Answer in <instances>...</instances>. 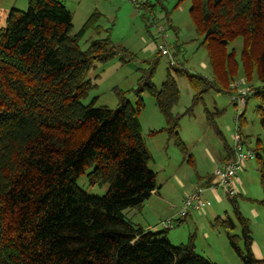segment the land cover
Returning a JSON list of instances; mask_svg holds the SVG:
<instances>
[{
	"label": "trees",
	"instance_id": "obj_1",
	"mask_svg": "<svg viewBox=\"0 0 264 264\" xmlns=\"http://www.w3.org/2000/svg\"><path fill=\"white\" fill-rule=\"evenodd\" d=\"M190 1L213 78L192 74L178 61L177 66L170 63L167 80L157 89L152 84L155 62L140 77L136 104L117 90L116 109L82 103L94 87L88 76L96 63L114 58L126 63L132 56L109 37L81 48L89 30L104 32L98 13L74 33L73 14L61 1L29 0L26 12L10 11L7 26L0 28V264H215L195 252L193 236L175 246L168 230H145L126 217L159 189L139 122L145 91L166 121L161 132L186 151L178 131L181 117L173 114L179 101L175 77L189 80L196 105L212 89L232 91L241 74L252 91L246 106L251 97L257 99L255 111L264 130V0ZM142 7L149 13L155 8L149 2ZM238 39L243 42L239 59L235 49L229 51ZM225 150L227 164L234 151ZM253 150L264 192V147L258 141ZM84 175L91 186H107L106 194L89 195L79 188ZM238 197L229 200L241 237L231 233L236 226L228 215L215 225L225 230L243 264H264L253 252Z\"/></svg>",
	"mask_w": 264,
	"mask_h": 264
},
{
	"label": "rangeland",
	"instance_id": "obj_2",
	"mask_svg": "<svg viewBox=\"0 0 264 264\" xmlns=\"http://www.w3.org/2000/svg\"><path fill=\"white\" fill-rule=\"evenodd\" d=\"M28 1L0 0V28L7 26V17L11 10L26 12ZM57 1H61L73 14L74 33H77L92 15L98 13L97 25L104 32L97 34L95 30H89L80 43L83 50L87 48L90 40L109 37L114 46L126 49L128 54L132 55L128 56L130 58H127L126 63L120 58H114L95 64L88 76L94 87L90 90L88 98L82 101L85 105L94 101L95 107L116 109V91L119 90L126 93L127 99L134 106L137 102L136 90L140 77L144 71L153 68L155 62L157 65L153 71L152 84L157 89L167 80L172 61L175 62L174 66H177L179 61L192 74L213 78L215 70L210 65L207 50L202 46L203 38L196 32L190 14V0H138L137 3L132 0ZM144 2L155 6L153 13L145 11L142 7ZM159 29L164 30L161 35ZM242 44V40L238 39L229 47V51L235 49L238 59ZM160 46L169 49V56L160 54ZM177 50L179 51L175 59ZM171 73L175 77V73ZM175 78L179 88V101L173 109V114L181 117L178 131L186 151L177 147L175 140L169 138L168 134L161 132L166 127V121L154 97L145 91L142 95L145 107L139 114V122L143 140L152 157L149 167L157 175L160 194L174 201L177 206H180L185 195L198 189L204 191L203 197L210 205L206 206V215L192 212L195 215L185 223L168 229V237L176 246L187 243L189 237L193 236L195 252L215 264H243L230 247L227 233L223 228L217 227L215 221L228 215L236 226L231 233L239 237L242 235L241 224L233 211L229 196L220 188H217V193L209 189L208 178L221 167L220 165L217 168L220 156L225 153L227 146L234 147L233 137L238 132L243 138H247L246 146L249 148L255 149L258 141L264 147V130L255 111L258 101L251 97L245 112L235 105L233 98L241 90H247L248 94L252 92L241 74L238 80L231 84L232 91L220 93L212 89L205 93L196 105L193 104L195 91L189 80L186 77ZM253 84L259 86L256 79ZM245 100L247 101V98ZM243 113L242 120L240 117ZM258 167V161L254 159L239 172L240 197L237 201L238 210L248 221L254 243L264 255V206L261 203L264 200V192ZM77 185L87 194L95 196H104L108 189L107 186H91L86 175L77 181ZM216 195L221 200H218ZM166 210H171V215L176 212L169 207ZM139 212L141 214L135 213L138 215L137 219L142 217V212ZM144 213L150 220L151 215L146 211ZM176 220L174 219L175 224ZM164 222L167 220L152 223L155 229L157 227L162 231L166 230L162 224ZM239 245L243 248L241 239Z\"/></svg>",
	"mask_w": 264,
	"mask_h": 264
},
{
	"label": "built area",
	"instance_id": "obj_3",
	"mask_svg": "<svg viewBox=\"0 0 264 264\" xmlns=\"http://www.w3.org/2000/svg\"><path fill=\"white\" fill-rule=\"evenodd\" d=\"M132 2L137 3L138 0H132ZM158 31L160 35L164 32L163 29H159ZM158 51L162 56H169L170 54L169 49L164 46H160ZM172 63L174 64L175 62L172 61ZM246 92L247 90H241L238 95L233 98L235 105L241 111L244 110L246 106L245 99L249 95L248 92ZM233 141L234 160L230 163L221 165V167L217 169L214 174V183L209 188L214 192H216L217 188H220L229 197H236L240 195L238 190V185L240 184L239 172L244 170L248 162L255 159L254 150L246 146L244 138L239 132L235 134ZM203 193L204 191L202 189H198L194 193L185 197L179 211V217L181 219L189 216L192 212H197L199 215L206 214V206L209 205V202L204 199ZM162 224L166 230L175 227V223L172 220Z\"/></svg>",
	"mask_w": 264,
	"mask_h": 264
},
{
	"label": "crops",
	"instance_id": "obj_4",
	"mask_svg": "<svg viewBox=\"0 0 264 264\" xmlns=\"http://www.w3.org/2000/svg\"><path fill=\"white\" fill-rule=\"evenodd\" d=\"M227 160H228V157H227V153H226V150H225V153L220 156V163H218L217 168L220 165H223ZM212 176H214V175H210V177L208 179H210ZM215 193H217V190H216ZM216 196H217L218 200H221L218 195H216ZM185 197H186V195L183 197V200L185 199ZM183 200L181 201L180 206H182ZM180 206H177L174 201L169 200L167 197H164L163 195H161L160 194V190L158 189L155 192H153L151 198L143 205V207L140 210H131L129 212V215H127V212H128L127 211L126 212V215H127L126 217L131 222H133L135 225L143 227L145 230L159 231V229H157V227L155 229V226L153 225L154 223H152V222H159V220H160V222H162V220L163 221L164 220H167V221L172 220V221H174V219H177L176 220L177 224H175V227H176V225L180 226L181 223H185L188 218H190L193 215H195V214H190L189 216L181 219L179 217V214H178L179 213L178 211L181 208ZM160 207H161L162 210H160ZM167 207H169V209H175L176 212L173 215H171L172 214V213H170L171 210L167 211L166 210ZM139 211L142 212L141 219H137L138 215L135 214V213H140ZM145 211L149 215H151L150 216V220H149V218L148 219L146 218L147 215H146V213H144ZM176 214H178L179 218L177 217ZM156 224L157 223H155V225ZM253 252H254V254H255L257 259H259V260L263 259L264 255H263L261 249L255 243L253 244Z\"/></svg>",
	"mask_w": 264,
	"mask_h": 264
}]
</instances>
